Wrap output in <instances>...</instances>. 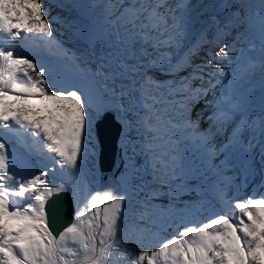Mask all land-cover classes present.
I'll list each match as a JSON object with an SVG mask.
<instances>
[{
    "label": "snow or ice",
    "instance_id": "obj_1",
    "mask_svg": "<svg viewBox=\"0 0 264 264\" xmlns=\"http://www.w3.org/2000/svg\"><path fill=\"white\" fill-rule=\"evenodd\" d=\"M186 7H173L167 0H108L104 5L105 18L113 31L107 51L99 56V66L91 75L89 91L61 84L43 62L17 51L23 45L16 41L44 44L53 39L54 18L42 0H0V264H264V195L229 199L226 192L220 191V206L212 210L207 220H189L185 224L181 217L184 226L175 235H160L154 250L144 248L131 257L122 235L130 206L129 192L108 188L78 195L75 188L56 179L57 172L63 175L66 170L78 171V161L87 155L88 138L97 121L115 114L131 129L132 111L125 99L133 98V90L138 93L135 102L144 110L141 122L146 129L157 133L163 129L165 134L169 126L181 125L174 124L170 117L165 119L168 109L158 105L171 104L168 96L182 95L180 107L187 113L207 95V90L193 88L191 82L203 80L207 71L211 83V78L220 72L219 67L211 70L212 62L217 56L231 55L227 46L215 54L209 50L202 65H193L195 52L175 61L164 57L162 62L158 58L147 65L137 55L138 45L141 52H146L145 44L154 48L178 44L186 34L187 19L178 18L176 11ZM257 15L264 39V0ZM230 23L243 24L244 18H233ZM170 27L174 29L172 34ZM149 68L171 80H155L147 75ZM260 68L264 75V55ZM181 72L187 75L180 76ZM137 73L142 74L140 80L136 79ZM130 77L131 84H126ZM153 89L155 94L150 91ZM238 113L239 104L231 95H225L208 116L206 132L199 131V118L185 119L182 126L195 132L197 141L214 158L212 141L234 117L240 122L233 128L225 149L239 143L242 130L250 127L249 121ZM153 115L155 124L151 123ZM12 139L15 144L10 142ZM157 139H164V135ZM32 143L40 145L43 160L52 167L45 164L35 174L18 171L17 145L30 147ZM257 147L258 161L254 154ZM244 152L246 178L255 174L257 162L264 171V112L253 127L252 139ZM167 155L154 156L153 167L163 168L166 179H161L160 185L167 186L168 191L149 189L140 219L154 207V197L169 195L175 199L189 190L182 161L173 154L169 165ZM172 180L180 183L171 187ZM67 192L72 193L76 206L71 217L65 219L60 194ZM233 207L237 213L229 215ZM165 214L171 215V211ZM137 242L143 246V237H137Z\"/></svg>",
    "mask_w": 264,
    "mask_h": 264
},
{
    "label": "bare ground",
    "instance_id": "obj_2",
    "mask_svg": "<svg viewBox=\"0 0 264 264\" xmlns=\"http://www.w3.org/2000/svg\"><path fill=\"white\" fill-rule=\"evenodd\" d=\"M63 1L68 4L71 10H67V8L58 1L42 0L44 6L51 11V18H54L52 23L54 31L51 43L33 44L16 41L17 44L23 45L17 48V51L28 53L38 62H43L61 84L66 86L74 85L91 91V75L99 66V56L107 51L106 45L110 42L109 34L113 31L111 24H109L105 18L104 5L108 0H89L91 2L88 6H86L85 0ZM221 2H224V7L220 9L219 6ZM245 2L246 0H202L200 3L195 2L193 4L196 5L195 9L189 13L187 12V7L189 5L183 10L177 9L176 16L178 18L184 16L187 19L186 34L178 44L173 42L171 46L167 47L154 48L151 45L145 44L143 45V48L146 49L144 54L140 51L141 46L138 45V51L142 53V63L147 65L152 60L158 58L163 62L164 57H170L175 61V59L189 52H195L196 54L192 57L193 65H202L205 62L201 58L202 54H207L209 50L215 54L220 47L227 46L231 55L217 56L213 60L214 64L211 66L212 71H215L217 69L216 67H219L220 72L217 73L224 75L226 74L225 70L227 68L229 71L233 70V63L237 60L236 58L247 51L249 46L254 43H260L257 51L253 52L251 50L260 62L262 55H264V46H262L264 39L261 37V31L257 29L256 23L252 22L250 18L247 17V13H249L250 10ZM167 3L175 7L178 4L186 5L187 0H167ZM90 16L92 19H88L87 21L83 19ZM239 17L244 18L243 24L230 23L233 18ZM111 19L114 20L115 18L112 17ZM172 23L173 21L170 19L169 24L171 25ZM235 31L237 32L236 36H234ZM169 33H174V29L170 27ZM157 53L158 55L153 57V55ZM95 54H98V56L96 57ZM138 56L140 55L138 54ZM188 71H191V69ZM141 75L142 74L137 73L136 79L140 80ZM147 75L152 76L157 81L171 80V77L164 76L155 68H149ZM179 75L185 76L187 72H181ZM211 80L212 82L209 83V76L206 71L204 73V79L200 83V87L201 89L210 88L212 94L202 96L198 105L203 102L208 104L205 107L201 105L199 108H204V110L209 111V114H212L215 110L216 103L222 100L225 95H231L234 101L239 104L238 116H242L248 120L250 127L244 131L242 130L239 143L233 144L225 149V143L227 144L229 140L232 139L233 128L240 122L238 117H234L232 121H234L235 125L232 129L226 133V130L229 128V124H227L212 141V147L214 144L220 145V149L216 150L214 158L209 157L206 150L197 141L196 133L183 127V131L177 138L171 141L169 140L168 143H172V147L168 148L170 152L167 154L174 153V147H176L177 144L181 145L183 149L182 152H186L187 156L186 160L185 155L181 154L183 156L182 163L187 166L194 165L190 170L194 178H185V180L192 186L200 184L208 187L213 185L214 188L208 193V197L213 198L215 194H218L216 189L222 185L221 183L233 187L231 199L235 198L242 200L246 199L248 196L258 197L264 195V171H261L260 164L257 162L254 165L255 174L251 175L252 180L247 184L248 186H245L244 183L246 182L243 176L245 174V166L238 160L241 150L245 149L249 140L252 139L253 127L259 123V118L262 112H264V86L257 89H244L243 86L236 88L234 82L229 79L225 91L213 101L214 97L212 96L214 94H219L220 87L214 88L212 85L213 82L216 81V77H212ZM194 81L195 80L191 82L192 86L194 85ZM125 83L131 84V77L125 81ZM228 86H231V88L228 89ZM150 91L155 94L154 89ZM137 95L138 93L134 90L131 101H135ZM178 96L182 97V95ZM172 99L173 105H175L177 100L181 101L183 98L179 100L173 96ZM127 100L128 98L126 97L125 102ZM160 106L161 105H158L157 107L160 108ZM131 111L132 117H135L136 120L141 121V117L145 115L144 110L138 104L137 107L131 109ZM176 113L177 114L173 115V112H171L174 124L183 125V115L178 111H176ZM167 117L169 116L164 115L165 119H168ZM151 123H156L155 115L152 116ZM92 134L95 135L94 127ZM94 135L88 138L87 155L82 156L81 160L78 161V171L66 170L63 175L57 172L56 176L58 182H64L72 188L80 189L83 195H86L88 191H99L97 188L99 178L98 144ZM164 143L165 141L163 139H158L150 143L153 154L155 153L153 156H158L159 151H161L160 155L162 154L163 151L161 147ZM22 146L26 148L29 155L37 163V169L31 173H38L45 164L52 167L49 161L43 160V153L41 152L39 144L32 143L30 147L26 145ZM94 149L96 152H94ZM43 152L46 153L47 150L44 149ZM258 152L259 149L257 147L254 150V154H257V161L259 159ZM168 155L165 158H167ZM179 155L180 152L175 154L177 157ZM147 156L149 157V155ZM213 161L216 162V164L219 163V165L213 177H208L209 175L207 174L211 170ZM55 167L58 169V165ZM217 173L220 174L217 176ZM90 182H93L94 190L91 189L92 184ZM175 183L180 182L176 181ZM157 188L161 192L168 191V188L163 186H157ZM192 190L191 187L190 192L179 195L172 200L171 205L173 210H181L187 205V200L192 199L190 198L192 196ZM162 196L166 197L165 195ZM169 198L171 199L173 197L171 196ZM129 202H131L130 197ZM157 203L158 206L152 205L158 208L160 202L157 201ZM216 208H219V206L210 209V213Z\"/></svg>",
    "mask_w": 264,
    "mask_h": 264
},
{
    "label": "rangeland",
    "instance_id": "obj_3",
    "mask_svg": "<svg viewBox=\"0 0 264 264\" xmlns=\"http://www.w3.org/2000/svg\"><path fill=\"white\" fill-rule=\"evenodd\" d=\"M54 1H58V2L62 3V5L67 8V10H71L70 7L68 6V4L66 2H64L63 0H54ZM90 2L91 1H89V0H85L86 6H88V4ZM83 19L87 21L88 19H92V17L90 16V17H86ZM236 35H237V32L235 31L234 36H236ZM137 53L142 57V53H140L139 51ZM144 53L145 52H143V54ZM157 55H158V53L154 54L153 57L157 56ZM95 56L97 57L98 54H95ZM201 58H202V60L205 58V61H206L208 59L207 54H205V53L202 54ZM140 62L141 63L143 62L142 59ZM212 64H214V61L212 62ZM135 75H137V74H135ZM202 81L203 80L200 79L199 85ZM193 88L200 89V86L195 84V85H193ZM165 95H167L166 92H165ZM172 98H173V96L167 97L168 100L172 101L171 104H166V105L160 106V108L166 107L168 109V113L166 115H168L171 119H173L171 112H173V115H175V114H177L176 111H178L179 113H181L183 115L184 121H185V119H191L192 121H196L198 118H200L199 114H201V113H203V111H205L204 108L202 109L199 107L201 105H204V107H205L208 104L206 102H203L202 104H199V105L196 104L191 109L190 112L186 113L180 107V102L182 100L181 101L177 100L176 104L173 105V99ZM174 98L180 100V98H183V97L175 95ZM127 101H129V102H127ZM127 101H126V103H128V105L131 109H135L137 107V103L134 100H132V101L127 100ZM161 114H163V113H161ZM169 117H167V118H169ZM132 118H133L132 119L133 123H132L131 129H129L127 127L126 123H123L124 132H123V135L121 138V144L123 145L124 155H125V158L127 161L126 169L123 172L124 174H122L121 178L123 180L124 190H127L129 192V197L131 198V202H129L130 206L128 207L127 212L125 213V220H124V225H123L124 232L122 233V235L127 240L126 248L131 253V257H135L136 255L139 254L140 251L144 250V248H148L149 250H154L153 246L157 244V241H158L160 235H163L166 238H170L172 235H175L179 230H181L184 226V224H182L180 222L181 217H184V223L185 224L189 220H196V221L203 222V220H201L199 217V216H201V213L198 214L199 215L198 216L197 211H199L200 209L202 211L206 207L210 206L211 203L213 202L211 199H217V200H219V199H218V194H216L215 197L210 198V199L208 198V200H207L208 203H207V202H203V199H205L204 196H201V198H203L202 200L194 199L193 196H191L190 198H192V199L187 200L188 203H187V205H185L183 207V209L175 211V210H173L172 205H171L173 198H171V199L169 198L171 196H169V195H165L166 197H163L162 195L156 196L151 200V204L158 206V203H157V201H158V202H160L159 203L160 206L158 208L153 207L152 209L149 210V213L144 217V219H140L139 213H140V211H142V202H143L145 193L151 188H157V186H161L160 180L166 179V177H164L162 175L163 168L154 169V167H153V165L155 163V161L153 159V157H154L153 155L155 153L153 154L150 143L158 140L157 136L164 135L163 140L165 141V143L161 147V149L163 151L162 154L163 153H169L170 150H168V148L172 147V143H168L169 140L171 141L174 138H177L178 135L183 131V126L182 125L179 127L169 126V128L166 130V134H165V130H163V129L161 130V132H158V133L157 132H149L146 129V127L144 126V124L140 123L141 122L140 120H136L135 117H132ZM184 121H183V123H184ZM199 122L201 123L200 119H199ZM179 124H180V122H179ZM204 127L200 125V128L202 130ZM92 135H94V134H92ZM142 135H144V136H142ZM217 146H218V148H217ZM215 148L220 149V145L216 144ZM174 149H175L174 153L169 154L168 157L165 158L168 160L169 165L172 164V160L170 159V157L173 154L175 155L177 152L178 153L180 152V155L178 157L176 156L178 161H183L182 160L183 156L181 154H184L186 157V160H187L186 152H184V151L182 152L183 149H182L180 144H177L176 147H174ZM94 152H96L95 149H94ZM149 152H150V154H149ZM160 153H161V151L158 152V156L160 155ZM147 155H149V157ZM151 164H152V166H150ZM214 164H215V162L213 161L211 171L213 169H215ZM182 167H183V172H184V179L185 178H194V175L190 171L191 168L194 167V165L187 166L184 163H182ZM217 168H218V166H217ZM188 170L190 173L188 172ZM219 174L220 173H217L216 175L218 176ZM175 182H176V180L175 181L173 180L174 184L172 185V183L170 182L169 186L174 187V185L176 186L179 184V183H175ZM90 183L92 184L91 189L94 190L93 182H90ZM185 183L189 187V190L186 193L190 192L191 187H192V189H194L195 185L192 186V185L188 184L187 180H185ZM221 184L222 185H220V187H218L217 192L218 193L220 191L226 192L227 198L231 199L230 196H231V193H233V187L230 185H227V184L224 185V183H221ZM254 184H255V182H254ZM163 187L168 188L167 186H163ZM97 188H98V184H97ZM140 188H144L145 191L140 192L139 191ZM202 188H204V186L198 184L194 190H196L197 192L199 191V193H200L202 191ZM76 191H77L78 195L81 194L80 189H76ZM161 196L163 197V199H160ZM154 201H156V202H154ZM160 207H162V208H160ZM185 207H186V209H185ZM214 207H218V206L213 205L210 209H212ZM169 210L171 211V215H166L165 213H167ZM191 210L196 211L195 212L196 214L194 213L195 214L194 218H192V215H193L192 213H188ZM236 213H237V210H235L233 207V209L229 213V215H235ZM136 229H139V231H136ZM161 229H163L162 232H161ZM130 231L132 233L131 237H129ZM153 233H156V235L154 236ZM140 236L143 237V246H141V244L137 242V237H140ZM131 257H126V258H131ZM120 264H124V262L121 261Z\"/></svg>",
    "mask_w": 264,
    "mask_h": 264
},
{
    "label": "water",
    "instance_id": "obj_4",
    "mask_svg": "<svg viewBox=\"0 0 264 264\" xmlns=\"http://www.w3.org/2000/svg\"><path fill=\"white\" fill-rule=\"evenodd\" d=\"M94 130L99 145L98 189L99 191H103L108 188H113L118 191H123L121 175L126 160L124 157V149L120 142L124 126L120 120L115 118V114H113L112 118L97 121L94 125ZM240 160L246 164L245 157ZM60 198L64 203L65 219H68L74 213L76 206L72 198V193H61Z\"/></svg>",
    "mask_w": 264,
    "mask_h": 264
}]
</instances>
